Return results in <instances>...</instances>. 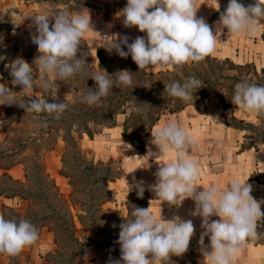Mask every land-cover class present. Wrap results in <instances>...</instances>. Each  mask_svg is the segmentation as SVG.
Instances as JSON below:
<instances>
[{
    "label": "clouds",
    "instance_id": "clouds-1",
    "mask_svg": "<svg viewBox=\"0 0 264 264\" xmlns=\"http://www.w3.org/2000/svg\"><path fill=\"white\" fill-rule=\"evenodd\" d=\"M196 2L127 0L117 17L123 18L125 27H137L140 32L146 33V37L138 36L129 43L127 36L104 35L103 47L110 53L114 50L122 58L131 55L141 70L203 61L214 51L216 35L204 18H197ZM31 17L36 28L32 42L40 55L31 64L23 58H16L5 67L10 69L12 84L22 87L21 92L31 93L38 85L44 91H50L55 99L58 93L56 81H66L84 71L86 60L78 58L77 53L81 40L89 30H93L91 17L67 11H60L52 18L47 13ZM260 19H264V0H254L247 7L238 0H229L217 22V31L227 28L229 36L239 33L254 35ZM113 36L115 40L111 39ZM37 74L38 78L34 79ZM111 76H116V80L110 79ZM90 78L95 81L96 88L81 97V102L88 106L99 105L113 87H131L133 84L132 73L127 70L115 75L94 73ZM200 85L201 81L190 76L183 83H165L164 93L189 102L193 99V91L201 88ZM69 95L66 94L65 103H49L45 99L14 103L15 92L0 83V99L4 103L18 104L28 113L55 114L57 119L67 109ZM231 102L238 109L264 113V85L247 81L237 83ZM151 135V144L156 145L159 152L149 148L148 155L159 159L166 157L170 151L176 153L175 159L160 164L155 173L156 183L150 185V189L157 199L152 201L180 206L186 198L193 199L195 209L191 215L202 218L201 227L204 229L199 239L204 257L202 264H233L236 254L247 241L261 235L256 230L257 220L264 217V212L251 195L252 186L236 179L225 189L212 186L198 191L195 181L200 176V168L197 161L188 155L195 142L187 131L177 122H170L152 131ZM143 184L139 181L134 185L139 198H143ZM132 187L129 185L130 190ZM150 207L134 206L130 213L132 218H126V222L119 225L117 243L121 256L118 260L110 257L108 264H164L171 255L181 256L188 250L195 232L193 221L182 220L179 216L165 220L162 215L157 219ZM213 216L220 219L213 220ZM205 237L210 241L208 245H205ZM38 238L39 231L29 220L21 218L17 221L0 215V253L16 256Z\"/></svg>",
    "mask_w": 264,
    "mask_h": 264
},
{
    "label": "crops",
    "instance_id": "crops-1",
    "mask_svg": "<svg viewBox=\"0 0 264 264\" xmlns=\"http://www.w3.org/2000/svg\"><path fill=\"white\" fill-rule=\"evenodd\" d=\"M238 1L243 2V0ZM218 2V5L227 7L229 0H219ZM19 3L26 6L24 0H19ZM202 3H204L203 0H197L196 2V8L198 9L197 18H204L211 26L213 34L216 35L215 40H217L221 33V31H217V22L219 18L211 20L208 18L207 13H202V11L206 9V5L203 6ZM213 6H215V9L219 8L215 4H213ZM122 9L123 8L117 10L110 19L105 18L102 12L84 10L80 13H76L83 14L85 11H88L95 17L101 16L100 19L97 18L94 20L95 22L101 25L105 22L111 24L109 29L103 25L106 29L103 30L102 28V30L99 29L97 33L91 32L88 33L87 37L84 36L89 46L91 56L97 58L96 50L98 47L104 46V35L127 36L129 41H133L138 36L146 37V33L140 32L137 27L127 28L123 25V30L119 29L121 21H119V17H116V14ZM21 27L24 28L22 25ZM257 33L261 36L262 29L260 28L257 30ZM31 34H36V29H32ZM111 39L114 40L116 37L113 36ZM256 41L258 42V39H256ZM261 41L264 43L263 39ZM33 48L37 50L35 44ZM211 55L220 56L213 52ZM8 62L10 63L12 61ZM171 68L172 66L166 68L156 67L147 70L155 72ZM36 78H38V74L34 75V79ZM56 83L58 85L56 98H65V93L67 91L62 87L64 86L63 83L59 80L56 81ZM7 85L15 92V97H20L25 100V103V96L30 99H45V97L42 96L43 89L38 85L34 86L31 93L21 92V86L12 84L11 75L9 78L7 77ZM199 102L188 104L178 112L164 113L153 126L151 132L170 122H177L187 131L195 142L189 149L188 155L197 161L200 168V176L195 181L198 191L212 186L225 189L230 185L231 181L238 179L241 183L246 182L250 184L252 186V197L255 200L260 199L255 195H257V193L261 194V190L264 191V184L252 179V176L256 172H264V151H262L261 147H258V149L239 151L244 132L225 124L224 118L220 115L218 108H213V110L210 111L208 107H198ZM3 103L4 100L0 99V215L4 216L6 219L12 217L17 221L21 218L31 221L30 217H33V213L35 212L38 213L39 218L46 216L48 212H50L49 214L54 212L55 215H58L55 211L57 210L56 206L52 205V197L50 194L53 193L45 187V182L47 180L51 188L54 189L56 197L65 199L69 203L71 212L76 214L74 213L75 210H73V204L70 201L72 188L69 178L65 176L61 170L63 166V155L65 154V142L63 137L61 135H52L53 130L56 128L39 125L35 129H29L30 131L27 132V135L17 141L15 135L16 123L6 119L7 112L12 105ZM24 112H26L25 109ZM28 114L47 117V115L41 114ZM234 114L244 121L255 122L257 119L256 112L238 109L237 106L234 109ZM118 116H121V123L123 125L124 114H117L116 121L118 120ZM119 134L121 138L127 140L130 145V150L126 154L119 152L115 154L111 149V151L109 150L110 156H119L118 158L124 169V174L121 177L110 182V188H112L111 184H117L120 187H126L127 191L131 192L136 189L134 187L136 182L143 181V187L149 194L150 207V201L157 199L155 193L150 189V185L156 183L155 173L158 171L160 164L175 159L176 153L175 151H170L166 157H160L159 159L157 156L151 157V155H148L149 148L155 153L159 152L157 146L151 144L153 137L150 134L145 139V153L140 155L135 152L129 140L123 137L121 131ZM84 140L93 141L95 137L91 139L85 134L82 138L78 139V143ZM48 142L49 144L47 145ZM261 145H264V143ZM32 156H34V160L31 159ZM142 158H147L149 161L150 165L147 170L139 169L136 165ZM29 159L32 162L34 161L33 165H30ZM38 162L40 165L36 164ZM144 174L145 176H143ZM133 178H135V180ZM129 185L133 186L131 190ZM257 202L260 203L261 211L263 212L264 199L258 200ZM194 209L195 202L191 198H186L180 206H170L167 202L152 201L150 207V211L157 219H160L162 215V218L165 220H170L174 216H179L182 220L193 221L195 232L190 242L193 244L196 252L195 264H202L204 257L201 252L199 239L204 229L201 227L202 218L191 215ZM9 214L12 216H9ZM212 219L218 220L220 218L213 216ZM74 221L78 229L82 227L76 216H74ZM34 225L39 231L38 240L33 245L25 247L16 256L10 257L0 253V264H13L11 261L13 258L17 261V264H50L52 262L49 260V255L54 254L61 248L56 239L53 222L47 218H40ZM209 243L208 237H205V245ZM210 250L209 248V251ZM75 264H105V261L103 258L95 255L85 260L78 259ZM233 264H264V244L254 243L253 241L247 242L236 254Z\"/></svg>",
    "mask_w": 264,
    "mask_h": 264
},
{
    "label": "trees",
    "instance_id": "trees-1",
    "mask_svg": "<svg viewBox=\"0 0 264 264\" xmlns=\"http://www.w3.org/2000/svg\"><path fill=\"white\" fill-rule=\"evenodd\" d=\"M49 3L53 4V13L57 14L60 11H67L69 13H80L84 10H90L93 12H102L104 17L110 19L117 10L124 8L127 4V0H48ZM240 2V1H238ZM244 6L249 5V1L240 2ZM226 7L219 8L213 11L210 19L213 20L214 17L220 18L222 12H224ZM151 11V9L149 10ZM259 23L263 22V19L259 20ZM261 38L264 40V31L261 34ZM115 40V39H114ZM132 43L133 41H128ZM127 51L126 46L122 45ZM97 64L92 61L91 52L86 40L83 38L81 40V45L77 53L78 58H83L86 60L84 65V71L76 74L75 77L70 78L66 81H62L69 86H72V97L76 99L79 105L71 106V111L65 113L62 120L70 119V130L68 131L69 145L73 146L75 153H79L82 156L84 166L90 165L95 168L98 165L107 166V163L103 160H95L92 156L84 151L78 143V139L82 138L85 134L93 139L95 135L104 133L106 129H112L116 125L117 114H124L123 125L121 134L124 138L128 139L129 142L134 147L137 154L143 155L145 153V139L151 134L153 126L159 121L164 113L178 112L185 108L188 104L199 102L211 94H215L219 97L218 101V111L220 115L224 118L225 124L233 128L242 130L243 140L240 144L239 151L248 149H258V147L264 143V136L257 138L253 135L252 128H257L259 124L263 123L264 113H257V122L244 121L239 119L234 114V109L236 105L231 102L232 95L234 92L235 85L237 83L247 81L249 83H256L258 85H264V68L258 71L256 65L253 62H247L244 64L235 63L229 57L219 58L213 55H209L203 61L200 62H189L183 66H172L171 69L159 70V71H148L147 69L141 70L138 65L132 60L131 55L127 58L120 57L114 50L110 53L104 47H98L96 50ZM197 63L201 65L205 71L203 74L197 68ZM194 69V71L192 70ZM127 70L132 73L133 84L131 87L121 86L119 88L113 87L109 90L106 97L102 98L99 105L88 106L81 102L82 94L86 95L89 91H94L96 88L95 81L90 77L94 73H102L115 75L119 71ZM235 70L236 73H223L222 71ZM243 70V71H241ZM106 71V72H105ZM199 73V74H196ZM190 76H195L201 85L198 90L193 91V99L189 102H183L177 98H172L165 92V83L180 81L184 82ZM113 81L116 80V76L109 77ZM79 94V95H78ZM26 103L30 99L25 96ZM70 100V99H69ZM31 114H41L51 116L46 112L41 113H31ZM58 120L60 126L62 120ZM260 122V123H259ZM74 127V128H73ZM71 132H75L71 134ZM252 134V135H251ZM68 149V148H67ZM71 156L74 158L71 166H75L74 163L78 161L76 159V154ZM68 153L63 155V166L62 173L69 178V182L73 187L72 194L75 192H80L79 183L87 180L86 174H81L83 169L81 167L78 171L75 168L69 170L67 158ZM105 172H101V176L97 179L96 183H102V188L106 189V193L110 194V182L116 178L121 177L124 174V169L122 166L106 167ZM73 171H75L73 173ZM259 183L264 181L257 178H253ZM94 190L88 191L90 193V199L94 200L93 195ZM96 198V197H95ZM137 199H140L141 208H149V194L144 191L143 198H139L137 195V189L129 192L128 198L125 200L124 205L126 207V216L131 219V210L136 204H138ZM74 204H82V201L75 199L72 201ZM103 201H98L97 205H101ZM79 213L73 214L69 211L68 217L64 215H55L52 212L49 215L40 217L41 219L47 218L52 219L53 229L56 234L57 242H59L58 237L61 236L62 243L64 241L65 235L68 239H73L72 243L77 246L76 250H71L69 257L73 259L75 256L79 255L82 250V244L90 245V247H99L101 249L106 248L108 255L114 256L113 260H118L121 256L120 245L117 243L119 239L120 227L119 225L122 221L117 222V228L115 231V236L113 239L108 237L107 242L103 243L98 239L97 235L100 234L99 231H92L93 235H86V243L80 242L75 236V232L79 230L75 226L74 216L80 221L82 229L86 227L85 218L89 216L90 221L93 226L98 228L95 215L92 213L91 207L79 208ZM264 212V211H263ZM36 216L30 217L31 223L35 224ZM38 217V219H40ZM58 221V222H57ZM264 224V217L257 220V232L259 230V224ZM80 228V229H81ZM254 241V239H249L247 242ZM256 243H263L264 241H256ZM191 250V255H187ZM106 251L104 253H107ZM107 256L103 257L105 264H108ZM172 260V259H170ZM170 260H168L170 262ZM174 264H195L196 262V252L193 244L190 242L188 250L178 258L175 257ZM164 264H169L167 261Z\"/></svg>",
    "mask_w": 264,
    "mask_h": 264
},
{
    "label": "rangeland",
    "instance_id": "rangeland-1",
    "mask_svg": "<svg viewBox=\"0 0 264 264\" xmlns=\"http://www.w3.org/2000/svg\"><path fill=\"white\" fill-rule=\"evenodd\" d=\"M219 0H203L204 5H206V9L202 11V13H207L208 18H210L213 11L218 10L222 6L218 5ZM249 1V5L254 3V0H243V2ZM24 3L26 6L22 5V3H19V0H0V83H4L7 85V77H10V69H7L5 65H7L8 61H13L16 58H23L26 61H28L30 64L33 61V59L40 55L35 48H33V42H32V36L34 34H31L32 29H36L34 26L33 19L31 15L33 14H39V13H47L49 18H52L54 15L53 10L54 6L53 4L49 3L48 0H24ZM213 4L217 5L219 8H214ZM202 6V7H203ZM224 8V7H222ZM85 16H90L92 21V27L93 30H89L86 33V37L88 33H97V31L106 29L103 27H108V29L111 27V24L105 22L102 25L100 23L95 22L97 18L100 19L101 16H94L92 13L85 11L83 13ZM94 17V18H93ZM117 17V16H116ZM121 21V24L119 25V29L123 30V23H122V17H119ZM216 20L217 18L214 17ZM25 22V23H24ZM258 20V28L262 29V32L264 31V19L262 23H259ZM51 23H54L52 21ZM21 25L24 27L22 28ZM51 26V24H50ZM257 30L254 35H249L247 33H239L235 35L229 36L227 28L221 29V33L219 35V38L215 42V48L213 53L220 55L216 56L219 58H225L229 57L232 59L235 63L238 64H244L247 62H253L258 71H260L261 68L264 67V43L261 41V36L257 33ZM226 31V32H225ZM255 38V41H254ZM258 39V42L256 41ZM259 43V44H258ZM258 44V45H255ZM263 45V46H262ZM263 47V49H262ZM218 48V49H216ZM92 61L94 64H97V58L95 56H92ZM199 71L203 74L205 71L199 65V63L196 64ZM194 71V69H192ZM243 71V70H241ZM223 73H236L235 70H226L222 71ZM196 74H199L196 72ZM70 79V78H69ZM63 83L64 86H62L67 92L66 94H69V97L67 99V109L64 111L62 115L57 119L55 118V114L47 117H42L38 115H30L27 112H24V109H22L18 104H11L12 107H10V110L7 112V120L10 122H15V135L16 140L18 141L22 137L27 135V132L30 131L29 129H35L39 125H42L43 127H53L56 128L53 130L52 135H58L62 136L63 140L65 142V151L68 153V164L69 170H72V168H75V171H78V169L81 167L83 171L81 174H86L87 180L83 181L81 184L79 183V188L81 189L80 192H75L72 194L73 187L71 185V196L70 201L72 202L75 199H78L82 201V204H73V210H75L74 213H79V208L82 206L83 208L91 207L92 213L95 215V219L98 225V228L96 226H93L91 224L92 222L89 219V216L85 218L86 227L85 228H79L75 232V236L79 239L80 242H85L87 240L86 235L92 236V231H99L100 234L97 235L98 239L102 241L103 243L107 242L108 237L110 239H113L115 236V230L117 228V222L122 221L126 222V218H128L125 212V205L124 202L128 198L129 192L127 191L126 187H120L117 184L112 185L111 184V191L110 194L106 193V189L102 188V183L97 184L96 181L101 176L99 175L101 172H105L106 167H115V166H122L119 156L112 157L109 154V150L111 149L115 154L123 153L126 154L130 150V145L128 144L127 140H124L120 136L121 131V116H118V120L116 121V126L112 129H106L104 133L97 134L95 136V140L89 141L84 140L79 143V146L89 153L90 156H92L95 160H103L107 163V166H100L93 168L90 165L84 166L83 158L81 154L75 153V150L73 146L69 145V138H68V131L70 130V121L69 118L66 120H62V116L64 117L65 113H68L71 111V106H77L79 105L77 101H75V98L72 97V86L67 85L66 83L60 81ZM8 86V85H7ZM9 87V86H8ZM79 95V94H78ZM84 95V93L82 94ZM42 96L45 97V99L48 100L49 103H65V98H56L53 99L51 97L50 91H44L42 93ZM70 99V100H69ZM218 101L219 97L215 94H211L209 97L203 99L198 103V107L201 108H207L208 110L212 111L213 108H218ZM14 103H25V100L21 99L20 97H15ZM61 119L62 122L59 125L58 120ZM263 123L259 124L257 128H252L253 135H256L257 138L264 136V117ZM258 120H255V123ZM260 123V122H259ZM74 128V127H73ZM71 134L75 135V132H71ZM252 135V134H251ZM52 138V137H51ZM243 140V138H242ZM49 142L47 143V145ZM262 151H264V145H260ZM68 148V149H67ZM110 150V151H111ZM76 154V159L78 158V161H76L75 166H71V164L74 161L73 154ZM35 156V155H34ZM34 156H32L31 159H35ZM262 157V156H261ZM30 160V159H29ZM34 161L32 162L30 160V165H33ZM37 165H40L39 162L36 163ZM36 165V166H37ZM136 165L139 167V169L147 170L149 168V161L147 158L140 159ZM123 167V166H122ZM35 169V167H34ZM33 169V170H34ZM73 171V173L75 172ZM145 176V174L143 175ZM253 178H257L259 180L264 181V172H256L253 176ZM45 187H47L50 192L52 191L53 194H50L52 197V205L56 206L57 210L56 213L59 215H64V217H68L69 211H71L69 207V203L65 199H60L59 197H56L54 189L51 188V185H49L48 180L45 182ZM94 190V200L90 199V193L88 194V191ZM260 191V190H259ZM258 191V192H259ZM112 196V197H111ZM256 197H259L258 200L264 199V191L261 190V194L257 193L255 195ZM96 197V198H95ZM98 201H103L101 205H97ZM138 204H136V207H142V204L140 205L141 200L137 199ZM50 212L47 213V215ZM9 216H12L9 214ZM30 216V215H29ZM33 216H36L35 220L38 219V213H33ZM9 219V218H8ZM12 219V217L10 218ZM50 220V219H48ZM52 221V219L50 220ZM58 222V221H57ZM115 225V226H114ZM258 233L261 235L259 238L254 239V243L256 241H264V224H259V230ZM56 235V234H55ZM59 239V247L60 249L57 250L54 254L49 255V260L52 262L50 264H75L77 260H85L90 257H93L95 255L103 258L104 256L111 257L112 259L115 258L114 256L108 255L107 249H101L99 247H90V245L82 244V250L79 255L75 256L73 259L69 257V253L71 250H76L77 246L72 243L73 239H68L65 235L64 241L62 243L61 236L58 237ZM107 253H104V252ZM191 250H189V253L187 255H191ZM175 257L178 258L176 255L170 256V262L167 261L169 264H174ZM108 258V261H109ZM13 264H17V261L13 258L12 260Z\"/></svg>",
    "mask_w": 264,
    "mask_h": 264
}]
</instances>
